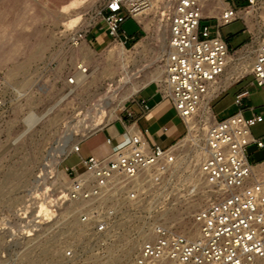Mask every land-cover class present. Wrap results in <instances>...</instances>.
<instances>
[{"label":"rangeland","instance_id":"374dc122","mask_svg":"<svg viewBox=\"0 0 264 264\" xmlns=\"http://www.w3.org/2000/svg\"><path fill=\"white\" fill-rule=\"evenodd\" d=\"M108 1L0 0V75L10 85L9 102L0 110V264H130L139 246L127 256L124 242L141 244L157 224L188 232L194 214L210 198L198 174L205 133L200 122L195 139L178 152L177 163L167 175H143L135 184L114 186L101 199L64 203L53 216L31 228L32 236L21 235L18 209L27 207L30 224H35L39 210L52 209L46 192L55 199L67 184L65 174L57 176L58 170L64 172L65 165L80 161L72 154L65 164L63 159L58 166L52 165L59 145L77 139L82 155L88 157L99 143L105 144V137L101 141L105 127L122 117L134 99L164 95V73L162 81L154 77L165 63L166 13L175 0H147L145 11L137 17L142 33L126 50L105 31ZM210 1L207 13L219 5L218 0ZM246 21L239 19L221 28L223 36L231 38L232 56L241 72L233 83L250 75L249 65L264 32L259 11L247 12ZM123 29L131 36L136 32L131 19ZM84 46L94 52L87 60L82 56ZM79 64L85 69V79L77 76L78 85L69 86ZM132 84L141 86L139 91L120 106ZM224 101L223 97L210 102L213 118L215 114L223 117ZM113 106H117L114 117H109ZM106 119V126L96 131L97 124ZM179 128L174 144L189 135L184 125ZM132 190L135 199H129ZM94 205L104 212L116 209L104 233L80 221Z\"/></svg>","mask_w":264,"mask_h":264},{"label":"built area","instance_id":"2783aa9c","mask_svg":"<svg viewBox=\"0 0 264 264\" xmlns=\"http://www.w3.org/2000/svg\"><path fill=\"white\" fill-rule=\"evenodd\" d=\"M207 2L175 0L166 13L168 50L163 98L170 100L187 133L192 119L204 123L200 109L203 103L210 104L225 90L216 89L228 69H239L234 66L233 49L221 28L239 19L246 23L250 9L259 11L264 18V0H247L244 8L223 0L222 6L215 9L217 15L204 14ZM146 7L147 0H109L103 15L107 35L125 49L131 47L135 39L123 29V24L129 18L140 24L137 13L140 10L143 13ZM210 20L214 24L203 23ZM81 70L85 71L78 65V71ZM248 70L254 84L264 86V32ZM67 84L75 86L76 75ZM246 93L237 96V105ZM9 94L10 85L0 75V110L7 106ZM138 105L146 117L152 107L145 99ZM125 111L134 117L132 111L126 108ZM262 121V115L246 118L239 111L220 119L215 117L205 129L200 144L198 174L203 177L210 198L194 214L198 234L191 237L165 224L154 225L130 264H257L258 260L264 261V164H252L247 156V148L252 143L263 146L261 140L251 135L252 127ZM122 123L124 131L119 139L106 137L105 143L110 147L106 155L92 153L84 157L79 142L64 158L65 164L70 155L76 154L80 161L71 167L64 166L67 184L62 185L55 199L46 192L52 209L39 210L36 217L40 219L35 224H30L27 207L18 209L23 221L21 235L32 236L31 228L53 216L64 203L101 199L114 186L133 184L129 181L140 180L147 174L165 176L174 169L179 156L173 149L174 143L151 145L146 138L148 129H140L136 119ZM167 131L164 127L163 132ZM106 188L107 193L102 195ZM128 194L129 199L136 198L134 190ZM115 212L114 207L104 212L94 205L81 215L80 221L93 225L97 233H104Z\"/></svg>","mask_w":264,"mask_h":264},{"label":"crops","instance_id":"0c3cea01","mask_svg":"<svg viewBox=\"0 0 264 264\" xmlns=\"http://www.w3.org/2000/svg\"><path fill=\"white\" fill-rule=\"evenodd\" d=\"M229 1L231 3L233 2L234 5L238 7H244L247 5V0H229ZM209 2L211 1L208 0L207 8L210 5ZM222 4L223 1L218 6H216V8L221 7ZM215 13L216 14L214 15L218 14L217 10L215 11ZM204 14L206 15L209 13H207L206 11ZM129 19L132 20L133 26L136 28V32L133 34V37L136 40L137 38H139V35L142 33V28L135 19L133 18H129ZM129 19H127L126 22ZM239 35L240 34L236 35V37H238ZM229 38L226 37V39L230 44L231 38L230 39ZM253 81L254 78L252 75L243 77L238 81L230 84L228 88L224 90V92H222L216 98H214L213 101L215 102L216 100H219L223 97L225 98L224 101L225 106L223 112L224 114H222L223 117L238 111L246 118L253 117L254 115L263 116V121L255 124L251 129L252 138L261 140L263 142V146H259L257 143H252L247 148V156L249 162L252 164H259V163L264 164V86H257L256 84H254ZM245 92L247 93L243 95L241 99V104L237 105L236 104L237 96ZM141 99L147 100L150 106L152 107L151 111L148 113L146 117L143 116L141 108L138 105V102ZM126 109L132 111L134 113V117H129L127 112L125 111L122 117H119L114 123L105 127V129L103 130L101 141H103L104 137L106 138L109 136L114 137L115 139H119L121 137V133L124 131V126L122 121L131 122L134 121L135 119L137 120V126L140 129L142 130L148 129V132L146 133V138L151 145L161 144L163 146H169L175 143V141H177V138L180 136L179 124L180 125L181 124L184 125V124L177 116L173 106H169L166 104L165 99L163 98L162 95L153 94L151 97L148 98H145L144 96H138L137 99H134ZM215 117L218 118L216 114ZM164 127L168 128L167 132H163ZM109 151L110 149L106 144L99 143L92 150V153L98 156H103L109 153Z\"/></svg>","mask_w":264,"mask_h":264},{"label":"bare ground","instance_id":"6f19581e","mask_svg":"<svg viewBox=\"0 0 264 264\" xmlns=\"http://www.w3.org/2000/svg\"><path fill=\"white\" fill-rule=\"evenodd\" d=\"M219 4L221 3V0H218ZM216 9V6H213V8H210L209 9V14L212 15V14H215V10ZM253 11V9H250L248 10V13H251ZM142 14V10H140L138 13H137V17L139 18L140 15ZM165 31L168 32V28L167 30L165 29ZM140 43L136 44L135 47H138ZM164 48H165V53L163 55L164 57V60L166 59V54H167V50H168V44H167V38L165 40V44H164ZM123 50H126L124 47L122 48ZM111 50V49H110ZM111 53V52H110ZM91 55H94V52L88 48V47H82V56L84 57L85 60L89 59V57ZM80 65V64H79ZM83 66V65H82ZM236 66V65H235ZM242 71V70H241ZM162 73H164L165 75V63L163 65V69L155 75L154 78H156L158 81H162L161 78H162ZM78 76V77H77ZM241 76V72H240V69H236L234 67H231L228 69L226 75H225V78L223 80V82L217 87V91H220V90H223V89H226L230 84L233 83V81H235L237 78H239ZM77 78H84L85 77V74L83 73V70L81 71H78L77 72V75H76ZM129 78V77H128ZM85 79V78H84ZM130 79V78H129ZM127 79V80H129ZM164 80H165V76H164ZM81 82V80H80ZM78 85V84H77ZM144 85V84H143ZM141 87V86H140ZM140 87H138L137 85H134L132 84V87H131V91L127 92L125 95H123L122 97V100L120 101V106L124 105L125 101L128 100L131 96H133L134 94H136ZM213 96V95H212ZM211 96V97H212ZM119 106V107H120ZM117 106H113L111 107V110H110V116L109 117H114V112L116 110ZM200 115L202 117H204L203 121H204V129H206L211 122L214 121L215 119V116L213 118V115H212V112L210 110V107H209V101H206L205 103H203L201 109H200ZM106 118L108 117V114L106 113ZM32 120V117H30ZM28 119V117L26 118ZM102 119V118H101ZM29 121V120H28ZM36 121V120H35ZM108 120H102V123L101 124H97L98 128L96 129L99 130V129H102L104 126H106ZM95 129V128H94ZM200 129L199 125H198V122L194 119H192L191 121H189V135H187L184 139H182L181 141H179L177 144L174 145L173 149L176 151V153L178 154V152L182 151V150H185L186 148H188L189 146V142L194 140L195 137H196V132ZM93 129L91 130H86L88 131V135H90L92 132ZM28 131V130H27ZM26 131V132H27ZM25 132V133H26ZM95 132V131H94ZM90 133V134H89ZM70 137V136H69ZM72 137V136H71ZM70 137V138H71ZM75 142L73 144H70L68 141H65L64 144H61L59 145L55 150H54V153L52 155V159H51V163L52 165H57L60 161H62L67 155H69L72 150L75 148V146L79 143V140L75 139L74 140ZM108 147L109 145L107 143H105ZM110 149V147H109ZM58 166V165H57ZM55 167V166H54ZM62 174H64V172H61L60 170H58L57 172V176L60 177ZM59 179V178H58ZM139 179H135L133 181H129V182H132V183H137ZM148 181V180H147ZM141 182V181H140ZM140 185L142 183H139ZM139 186V185H138ZM108 190V188L104 189L103 190V193L102 195ZM152 231H153V228H151ZM185 234L191 236V237H195L197 234H198V228H197V225L195 224L194 222V225H192V228L188 231V232H184ZM142 236L144 237L145 235L142 234ZM145 238V237H144ZM123 240L120 239V242ZM124 246H125V253L126 255L130 256L137 248L138 246L140 247V241H133V242H124ZM113 256V255H112ZM111 258V257H110ZM118 258V256H117ZM117 258H114L113 261H115V259ZM107 261V260H106ZM109 262V260H108ZM257 262H262V260H258ZM107 263V262H106ZM112 263V262H110ZM105 264V263H104Z\"/></svg>","mask_w":264,"mask_h":264},{"label":"trees","instance_id":"16d2710c","mask_svg":"<svg viewBox=\"0 0 264 264\" xmlns=\"http://www.w3.org/2000/svg\"><path fill=\"white\" fill-rule=\"evenodd\" d=\"M238 35V34H237Z\"/></svg>","mask_w":264,"mask_h":264}]
</instances>
